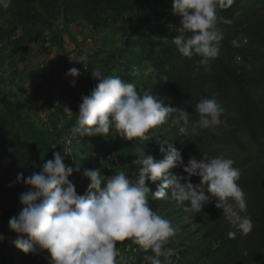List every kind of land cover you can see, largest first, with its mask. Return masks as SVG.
Returning a JSON list of instances; mask_svg holds the SVG:
<instances>
[{
  "label": "clouds",
  "instance_id": "9594fccd",
  "mask_svg": "<svg viewBox=\"0 0 264 264\" xmlns=\"http://www.w3.org/2000/svg\"><path fill=\"white\" fill-rule=\"evenodd\" d=\"M233 0H172L171 10L181 17L178 34L172 44L178 52L192 59L200 57L194 68L211 71V62L218 58L224 39L220 23H230L217 13V8L231 5ZM239 46L236 40L231 41ZM82 55L77 62H82ZM72 77L75 86L79 69L70 68L65 74ZM98 81L90 94L81 96L76 121L65 135V141L84 136H108L115 130L125 139L148 141L150 131L167 123L175 113L172 124L183 136L189 135V111L183 107L165 106L149 92L141 95L136 87L118 76H105L99 69L91 71ZM198 120L192 126V134L199 129L216 131L226 124L221 117L223 106L214 98L201 97L195 106ZM67 119L73 112L63 106ZM61 118L58 127L64 128ZM164 153L162 159L152 155L138 157L132 163L138 165L133 178L124 170L106 178L99 167L86 169L83 175L89 180L85 192L78 194L69 179L79 166L73 168L64 163L67 150L55 151L52 159L46 160L39 172L24 177L18 173L16 183H23L28 190L18 199V213L8 221V227L16 233L11 243L23 253H38L47 250L49 264H121L123 257L117 242L132 240L145 252L149 264H174L175 249L166 247L176 234L171 222L154 211L149 197L166 199L171 193L178 204L187 202L185 211L200 213L205 204L216 198V207L234 229L228 236L235 238L237 232L250 233L253 221L248 214L247 193L238 184L241 177L234 161L222 156L209 157L203 153L198 161L191 156L185 164L182 149H176L167 140L157 141ZM56 145H53L54 148ZM182 166L187 176L172 171ZM200 177L199 183L190 182V177ZM163 179L153 191L146 181L155 183ZM183 181V182H182ZM207 193V194H206ZM4 236L0 235V241Z\"/></svg>",
  "mask_w": 264,
  "mask_h": 264
},
{
  "label": "trees",
  "instance_id": "16d2710c",
  "mask_svg": "<svg viewBox=\"0 0 264 264\" xmlns=\"http://www.w3.org/2000/svg\"><path fill=\"white\" fill-rule=\"evenodd\" d=\"M43 1L49 0H9L3 8L0 0V67L13 56L14 50L8 52L6 48L14 41L16 32L31 19L29 7L35 3L42 4ZM65 1L73 3L74 0ZM79 1L87 11L88 3L96 0ZM242 1L233 0L231 5L217 8L218 15L230 23L219 24L224 39L220 55L211 62V71H205L201 67L199 72H195L194 68L200 57L189 59L181 55L172 44L181 26V17L174 15L171 10L170 26L160 31V26L151 20L153 10L146 5V1L141 3L142 6L137 11L139 25L127 33L123 48L118 54L116 71L112 75L133 84L138 92L142 90L153 94L165 106L183 107L189 111V135L178 133V129L172 124L176 115L173 113L167 123L150 131L152 138L148 141L122 137L125 148L122 161L126 163L144 154L162 159L164 153L160 152L158 140L168 141L163 145L165 152L168 144L182 149L185 164L191 156L204 153L212 140L241 153L256 148L264 156V0H245L248 4L240 6ZM233 40L239 46H234L231 43ZM201 97H214L223 106L225 111L221 118L226 124L217 128L219 132H204L199 129V135L192 134V126L198 120L195 106ZM1 111L0 123L9 121V127L0 140V186L8 183L25 191L28 186L22 182L16 183V176L23 173L26 178L37 172L34 165L41 161L40 151L35 146H28L15 127V124L23 125L22 116L7 106ZM108 139L84 136V139L73 146L79 148L84 155L85 168L90 167L94 152L105 150ZM172 171L181 176L188 175L182 166H177ZM260 171L262 175L252 172L240 177L238 184L247 193L253 228L264 243V169ZM190 179H194V176ZM158 183H163V179ZM175 203L177 202L171 198L170 192L166 199L149 197V205L152 207ZM215 205L216 198H213L204 205L200 213L189 211L204 232L194 244L187 247L191 254L178 258L173 256L174 264H262L264 245H255L245 254L241 238L237 235L230 238L229 232L223 228V210ZM184 206H187V202ZM179 230L180 228H176V234ZM184 235L185 239L189 238ZM137 247V262L149 264L145 257L153 253L150 250L145 252L138 245ZM32 254H25L14 245L0 246V264H41V259Z\"/></svg>",
  "mask_w": 264,
  "mask_h": 264
},
{
  "label": "rangeland",
  "instance_id": "374dc122",
  "mask_svg": "<svg viewBox=\"0 0 264 264\" xmlns=\"http://www.w3.org/2000/svg\"><path fill=\"white\" fill-rule=\"evenodd\" d=\"M8 1L1 0L3 8L7 6ZM144 1L153 10L151 20L160 26L159 30L168 28L171 24L169 13L172 0H96L88 3L87 11L79 0H74L73 3L65 0L54 2L49 0L29 7L30 21L16 32L14 41L6 48L8 52L14 51L13 56L0 67V114L7 106L8 109L22 116L23 125L15 124V127L28 146H35L40 151L41 161L34 165L37 172L41 170L46 160L52 159L53 152L61 149L70 152L62 154L65 155L66 165L73 168L79 166V172L74 171L69 177L78 194H83L89 184V180L83 175L86 169L99 167L106 178L124 170L130 179L138 170L139 166L132 163L138 157L126 163L122 161L125 156L124 140L115 130L110 131L106 136L109 139L105 151L110 154L106 165L95 163L92 156L89 168H85L86 159L83 158L81 150L73 148L84 137L72 139L67 143L65 135L75 124L81 96L90 94L98 83L92 78L91 71L99 69L105 76H113L118 54L123 48L127 33L139 25L137 11ZM247 4L248 2L243 0L240 6ZM82 55L86 56L83 63L74 61L79 60ZM73 67L79 69L80 73L74 87L70 83L72 77L65 75ZM139 93L143 95L145 91L139 90ZM65 105L73 112L70 120L63 112ZM61 118L65 119L63 129L58 127ZM8 127L9 121L5 124L0 123V140L5 136ZM202 130L219 132L217 129ZM101 137L104 138L100 135L92 138ZM53 145L56 146L52 148ZM205 152L204 154L209 157L222 156L232 159L234 167L240 169L241 177L248 176L252 172L261 173L260 170L264 169V156L258 153L256 148L241 153L228 145L212 140ZM202 157L203 153L196 155L198 161ZM199 181L198 176L190 179L194 184ZM146 184L153 191L159 185L158 181L155 183L146 181ZM25 191L13 184L4 183L0 186V235L4 236L0 246L13 245L11 241L16 238V233L10 230L8 221L20 210L18 197ZM150 207L168 219L175 229L180 228L179 233L175 234L167 244V247L175 249L174 257L191 254L187 251V247L194 244L204 231L200 224L195 223L191 213L185 211L186 206L175 203ZM248 214L252 216L249 206ZM222 226L228 232L234 230L225 215ZM184 234L189 238L185 239ZM237 236L244 243L245 254L255 245H264L263 238L254 228L246 235L237 232ZM117 246L124 250L121 252L123 257L121 264H139L136 254L131 250L137 244L126 239L117 242ZM126 246H129L127 251ZM32 256L40 258L41 264H49L47 250L33 253Z\"/></svg>",
  "mask_w": 264,
  "mask_h": 264
},
{
  "label": "built area",
  "instance_id": "2783aa9c",
  "mask_svg": "<svg viewBox=\"0 0 264 264\" xmlns=\"http://www.w3.org/2000/svg\"><path fill=\"white\" fill-rule=\"evenodd\" d=\"M109 158H110V154L107 151H105V150L97 151V152L93 153L94 162L97 163V164L106 165L107 160H109ZM127 249H129V246H126V251H127ZM119 250H120V253L124 252L123 248H120ZM131 250L136 255L139 253V249H138L137 246L132 247Z\"/></svg>",
  "mask_w": 264,
  "mask_h": 264
}]
</instances>
